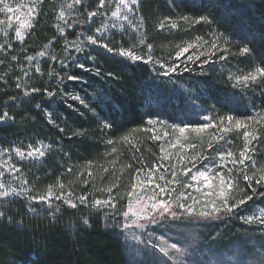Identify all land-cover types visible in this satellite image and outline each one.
<instances>
[{
	"label": "trees",
	"instance_id": "obj_1",
	"mask_svg": "<svg viewBox=\"0 0 264 264\" xmlns=\"http://www.w3.org/2000/svg\"><path fill=\"white\" fill-rule=\"evenodd\" d=\"M31 2V27L21 36L0 24V149L40 143L47 149L42 159L20 164L22 192L0 197V264H147L145 254L141 262L131 259L119 215L133 173L155 159L148 120L243 117L254 165L248 164L255 167L234 176L228 200L252 199L203 235L217 252L245 236L260 239L255 223L243 221L264 209V75L255 71L264 69V0H137L122 24L101 18L111 0L102 7L100 0ZM88 36L113 51L90 44ZM188 43L199 65L162 75L158 66ZM244 47L250 51L241 53ZM120 49L153 62L133 61ZM250 73L255 80L234 82ZM239 138L231 134L226 143L242 149ZM47 190L66 194L47 203L29 197ZM68 193L75 208L65 203ZM101 194L114 207H96Z\"/></svg>",
	"mask_w": 264,
	"mask_h": 264
},
{
	"label": "rangeland",
	"instance_id": "obj_2",
	"mask_svg": "<svg viewBox=\"0 0 264 264\" xmlns=\"http://www.w3.org/2000/svg\"><path fill=\"white\" fill-rule=\"evenodd\" d=\"M31 1L33 0H4V3H7L13 11H0V21L3 22L0 24H5L4 27L7 28L8 32L12 31L17 34V30H19V36H21L31 18V14H29V8H31V12L33 10ZM126 3L128 4L127 8L119 4V0H111L104 8L103 13L105 15L101 17L103 22L113 21L122 24L126 21L132 14L134 5L131 0H126ZM0 6H2L0 9H3V3H0ZM114 11L118 13L115 17L112 15ZM17 17L20 19L17 20ZM109 19L111 21H108ZM113 26L114 24H109L107 29H111ZM98 44L106 45V43H99V41ZM190 45L191 47H189ZM184 48L189 50L177 58V53ZM125 51H131L144 58L148 57L141 55L138 50L128 49ZM194 52L192 43L183 44L174 52L172 61L163 64L179 66L176 72L170 74L191 72L193 65H199V55ZM189 56L192 57L191 61L188 60ZM209 58L207 57V60ZM185 66L189 68V71H184ZM158 67L160 68V65ZM160 71L162 73L164 69L160 68ZM239 81L242 82L243 80H238V77L234 79V82ZM205 116L208 117V115ZM205 116L196 123L185 121L175 123L162 119L160 121L152 120V124L147 123L146 125L149 142L155 150V159L152 164L143 165L133 173L131 184L124 197L125 208L123 212L129 211V205H131L132 210L138 212L139 215H133L132 212H129L127 217L123 216L122 213L119 215L121 228L124 225L128 226L123 232L121 230L119 232L123 235L127 249L131 253V259L134 261L141 262L146 255L144 260L147 264H264V222L262 219L252 220L255 223L252 226L261 231L260 239H257L256 236H245L244 243H234L223 252L214 251L210 245L204 242L205 234L203 235V232L206 226L228 215L226 212L218 213V219L202 216L201 213L211 211V208L205 207V205L209 201H214L217 207H222L225 197L229 198L236 189L234 182V188L229 192L226 184L221 185V176L226 179L231 178L234 181V176L243 177L247 168L255 167L253 166L254 163L248 159L242 164L234 162L241 159L240 154L245 149H247V156L251 152L248 140L250 126L243 117L231 116L233 118L231 122L228 121L227 117L225 121L216 123L210 117L209 120H204ZM236 121L240 122L239 128L236 126ZM203 124L213 126L201 129L199 126ZM181 127L185 128L183 133L179 131ZM245 132L249 133L248 137H245ZM234 133L236 137L237 135L240 136L239 140L243 141L244 147L242 149L235 150L226 143L227 138ZM30 146L33 148L43 146V151L46 154L47 146L43 143ZM29 150V146L21 149L15 148L11 153L0 149V172L4 173L3 176H0V184L4 185L3 188H0V197L17 196L20 191L22 192L26 184L21 174L20 164L31 163L45 156L44 154L42 157L37 155L35 158H27L26 153ZM18 151L25 153V155H18ZM229 152L232 153L231 157L227 155ZM221 153L224 155L221 156ZM15 169H19V171ZM201 172L206 173L209 179L205 180L200 175ZM148 177H152L151 185L144 183ZM156 185L165 187L172 195L160 193ZM188 185L191 187H187ZM49 193H51L52 198L60 196L55 191L47 190L42 193L39 192L37 195H29V197L32 200H34L33 197L47 198ZM183 193H188L190 198L183 199ZM207 193H212V195L208 196ZM154 194L157 198L163 196L164 200L169 201L177 215L165 214L161 216L159 211H154L152 208L154 201L150 199ZM97 200L110 201L112 204V199L104 194H101L95 201ZM239 200L233 201V203L238 204V207L240 206ZM181 203L192 205V212L188 213L180 208ZM228 203L231 204V200H228ZM120 210L121 208L117 212ZM261 212H264L263 207H257L253 217H260ZM248 217L250 216L248 215ZM152 241L156 242L157 247L155 249L152 246ZM173 242L177 244V248L168 247L167 251L170 255L164 256L159 251V245L161 243L170 245Z\"/></svg>",
	"mask_w": 264,
	"mask_h": 264
},
{
	"label": "snow or ice",
	"instance_id": "obj_3",
	"mask_svg": "<svg viewBox=\"0 0 264 264\" xmlns=\"http://www.w3.org/2000/svg\"><path fill=\"white\" fill-rule=\"evenodd\" d=\"M104 2L105 0H100V6L102 7L104 5ZM131 2L133 4L137 3V0H131ZM0 3H3V9H0V11H7V12H12L13 9L7 4V3H4V0H0ZM76 3H80V0H76ZM119 4H122L125 8L128 7V4L126 3V0H119ZM69 7H71V5H69ZM17 10H20V9H17ZM29 14H31V8H29ZM95 15V13H89V17H93ZM112 15L115 17L118 15V13L116 11H114L112 13ZM20 18L17 17V20H19ZM200 20H205L206 17H200L199 18ZM0 23H3L2 21H0ZM29 27H31V22L29 21V24H28ZM60 33L63 34V29H59ZM17 35L19 36L20 35V32L19 30H17ZM88 39V42L90 44H93V45H97L98 44V40L99 38L98 37H94V36H88L87 37ZM141 43H143V41L141 40ZM102 47H105L107 48V50L109 52L113 51L112 48H108L107 45H101ZM149 49H151V45H148ZM191 47V45L189 46ZM212 47L215 48L216 47V44L213 43L212 44ZM189 49L188 48H184L182 49L179 53H177V58H179V56L183 55L184 52H187ZM241 53H247L250 51V49L248 47H244L242 48L241 50ZM121 56H128L130 57V59H132L133 61H137V60H140L142 61L143 63H150V62H153L152 60V57L151 55H149L146 59L142 56H138L136 55L135 53L129 51V52H126L125 50L121 49L120 53H119ZM46 55V53L44 51H41L39 53V56L40 57H44ZM29 60L33 59V57H28ZM188 60L191 61L192 60V57L189 56L188 57ZM207 62V61H205ZM79 67H83V65H79ZM178 65H172V66H166L165 64L161 63L160 64V68L161 69H164V71L161 73L162 75H168L170 73H174L177 71L178 69ZM184 71H189V68L187 66H185L184 68ZM257 73H260L261 75H264V69H261V68H257L255 70ZM78 77H74V76H69L68 79H77ZM243 80V81H248V80H255L256 79V76L255 75H252L251 73L249 75H246V76H243V77H238V80ZM17 87H19V85H17ZM35 91V89H33ZM49 95H51V93H49ZM74 99H77V100H80L81 103H84V101L80 98V97H74ZM95 106V105H94ZM4 116L6 117L7 116V113L4 114ZM3 117H0V120H2ZM210 118L205 116L204 117V120H209ZM223 119L224 118H221V122H223ZM228 121L231 122L232 121V117L229 116L228 118ZM147 123L149 124H152L153 121L152 120H149ZM213 125L211 124H203V125H200L199 127L201 129L203 128H208V127H212ZM236 126L239 128L241 125H240V122L239 121H236ZM104 127H111L110 124H105ZM185 130L184 127H181L179 129V131L181 133H183ZM167 134V133H166ZM245 137H248L249 136V133L248 132H245L244 133ZM154 138H158V137H154ZM111 143V142H110ZM30 147V150L26 153V157L27 158H35L37 155H39L40 157H42L45 153L43 151V146H40V147ZM7 151V150H5ZM18 155H21V156H24L25 153L23 152H17ZM221 156L224 155V153H221L220 154ZM227 155H229L230 157L232 156V153H228ZM241 156V159L238 160V161H234L236 163H244L245 160L248 159V156H247V149H245V151L241 152L240 154ZM7 170V169H6ZM16 171H19V169H15ZM69 171H71V169H69ZM139 171V170H138ZM151 171V170H149ZM4 173L3 172H0V176H3ZM175 174L173 173V176ZM200 175L202 177L205 178V180L209 179V177L207 176L206 173L204 172H201ZM219 175V174H217ZM244 179L245 181L249 180V177L247 175L244 176ZM261 179H264V177H262ZM152 177H148L147 180L144 182V183H147L149 185L152 184ZM220 183L221 185H227L228 187V190L229 192H231L234 188V181L231 179V178H224L223 176H221L220 178ZM257 183H260V181L258 180ZM4 185L3 184H0V188H3ZM62 187V185H61ZM187 187H191V185H188ZM156 188L159 190L160 193L164 194V195H168V196H171L172 193L170 191H168L165 187H162L160 185H156ZM3 195H6V193H3ZM131 195V194H129ZM208 196H211L212 193H207ZM65 197V194L64 193H61L60 196H57L56 199H62ZM71 193H68L67 194V198L65 199V203H68L70 207H73L75 208L76 207V204L74 202L71 201ZM52 196H51V193H49L48 197L45 198V197H33L34 200H36L37 202H40V201H45V202H49L51 200ZM182 198L183 199H189L190 197L188 196V193H183L182 194ZM87 199V197H84V196H81L80 197V200L81 202H84L85 200ZM151 200H153V204H152V208L154 211H159V214L161 216H164L165 214H170L172 216H176L177 213L175 211V209L172 207V205L169 203V201L167 200H164L163 199V196L157 198L156 195L154 194L152 197H150ZM252 199V197L250 196H245L243 199H240L239 200V204H244L246 202V200H250ZM95 205L96 207H102V206H113L111 204L110 201H100V200H97L95 201ZM180 208L184 209L185 211H187L188 213H191L192 212V205H189V204H186V203H181L179 205ZM205 207H210L211 208V211H206V212H203L201 213L202 216H207V217H212L214 219H218L219 216L217 215L218 213H222V212H226V213H232V211L238 207V204L237 203H231L229 204L228 203V197H225V200L223 202V205L222 207H217L215 202L214 201H209ZM129 212H132L133 215H139L138 212H135L132 210L131 208V205H129V211H125L122 213L123 216L127 217L129 215ZM253 219H262V222H264V212H261V215L260 217H247L245 218V222L246 223H251ZM83 223L86 225L88 224V221L87 220H84ZM117 226H119V221H117ZM128 226L127 225H124L123 228H121V232L124 231L125 228H127ZM142 227V226H141ZM152 246L153 248L155 249L157 247L156 245V242L155 241H152ZM170 247L171 249H176L177 248V244L175 242L171 243L170 245H167L165 243H161L159 245V251H161L163 253L164 256L168 257L170 254L169 252L167 251V248Z\"/></svg>",
	"mask_w": 264,
	"mask_h": 264
}]
</instances>
